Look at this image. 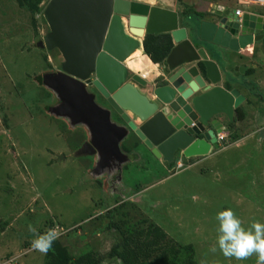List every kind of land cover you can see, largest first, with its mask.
I'll return each mask as SVG.
<instances>
[{
    "label": "rangeland",
    "instance_id": "374dc122",
    "mask_svg": "<svg viewBox=\"0 0 264 264\" xmlns=\"http://www.w3.org/2000/svg\"><path fill=\"white\" fill-rule=\"evenodd\" d=\"M231 2L230 7L242 10L264 9L259 4ZM42 14L33 16L17 0H0V185L14 189L4 202L0 187V264L9 254L18 256L21 264H44L46 255L26 244L34 238L29 225L41 233L49 218L75 255L97 247L108 251L111 236L101 234L99 244L92 235L98 221L90 217L99 210L94 203L103 190L138 204L152 217L171 219L182 238L195 242L200 264H256L255 254L237 261L225 258L218 247L216 252L210 249L216 246L215 216L225 208H231L246 228L253 221L264 223V131L226 150L195 156L181 168L163 166L132 132L123 140L118 156L105 154L110 156L108 161L102 160L99 150L93 159L78 156L91 132L84 124L76 125L55 113L58 95L36 79L64 61L55 47L36 45L49 30ZM136 56L141 57V52ZM134 60L133 68L128 67L131 77L139 73L136 62L149 68L147 55ZM148 79L141 88L149 89L152 81ZM87 90L96 96L94 90ZM114 117L113 121L123 122ZM75 226L80 229L71 230ZM166 229L174 231L170 226Z\"/></svg>",
    "mask_w": 264,
    "mask_h": 264
},
{
    "label": "water",
    "instance_id": "95a60500",
    "mask_svg": "<svg viewBox=\"0 0 264 264\" xmlns=\"http://www.w3.org/2000/svg\"><path fill=\"white\" fill-rule=\"evenodd\" d=\"M174 5V0L48 2L44 17L49 32L38 44L57 48L64 61L60 71L44 74V83L60 99L54 112L91 132L77 155L99 150L102 160L108 161L110 154L121 153L129 132L167 162L179 151L186 157L206 156L219 147L216 132L221 127L215 117H231L245 97L233 87L234 78L228 77L229 88L223 85L226 73L213 56L228 60L232 51L254 45L264 35V16L246 12L239 18L235 10L219 6L194 23L191 32L199 43H193ZM160 33H170L174 40L166 59L170 76L162 84L153 83L148 94L138 84L147 81L131 77L127 63L144 52V36ZM88 86L108 97L110 107L102 108ZM113 110L122 123L112 120ZM97 111L103 115L102 124ZM209 121L216 131L205 130Z\"/></svg>",
    "mask_w": 264,
    "mask_h": 264
},
{
    "label": "trees",
    "instance_id": "16d2710c",
    "mask_svg": "<svg viewBox=\"0 0 264 264\" xmlns=\"http://www.w3.org/2000/svg\"><path fill=\"white\" fill-rule=\"evenodd\" d=\"M17 1L20 5L26 7L33 16L41 12L43 13L46 4L49 2V0ZM182 1L179 0V3H183ZM43 2H46V4L42 5ZM191 10L188 7L185 10L182 8L180 15L189 19L193 12ZM193 14L196 15V13ZM197 15L196 18H199L200 16ZM173 47V38L170 33L147 34L145 36V52L155 64L164 63ZM249 72H254V69H250ZM39 75L40 73L36 79H38ZM225 85L228 88L230 87L229 83ZM245 116V110L238 107L237 117L244 118ZM238 137H240V134L235 133V135L229 137V141L235 140ZM78 156L81 157L82 155ZM90 157L93 159L92 156ZM194 158H187L186 161L191 162ZM167 165L172 167L176 165V161L167 163ZM101 183L102 181L99 182V186L103 188ZM0 187L3 188L1 192H4V202H6L8 195L12 196L14 194V189L13 187H5L4 185H0ZM102 194L103 196L99 197L94 203L95 207L98 206L99 210L90 215V217H93V220L98 221V223H95L97 227L92 231V235L96 236L99 244L100 238L98 236H101V234L104 236L110 235L113 240L110 249L106 252H101L97 247L75 255L70 247L71 245L64 243L58 238L54 242L52 250L46 255L44 264H104L105 261L118 264H200L197 258V246L195 242L191 239L185 240L186 238H182L181 232L177 231L180 228L176 227L171 219H161L156 215L152 217L142 212L141 206L128 200H122L118 194H110L104 190ZM135 214H138V217H135ZM54 225L55 221L53 218H49L46 222L47 229L40 232L43 233L53 228ZM168 226L173 227L174 231L169 232L166 229ZM78 229H80V226H75L71 230ZM82 234H84L83 231ZM30 245V243L26 244L28 247ZM10 256L11 254L8 255V257Z\"/></svg>",
    "mask_w": 264,
    "mask_h": 264
},
{
    "label": "crops",
    "instance_id": "0c3cea01",
    "mask_svg": "<svg viewBox=\"0 0 264 264\" xmlns=\"http://www.w3.org/2000/svg\"><path fill=\"white\" fill-rule=\"evenodd\" d=\"M182 2L183 3H179L178 0H174V9L179 11L182 8H184L185 10V8L187 7L190 8V10L192 9L191 11L193 12L191 14V17H188L189 19L185 17L181 18V26L187 27L189 29L190 38L195 37V34L193 35V33L191 32V28L193 27L194 23H197V14H199L197 16L200 17H209V15L215 10V6L219 5L229 9L234 8L230 7L232 4L231 0H183ZM237 7L235 6V8ZM246 10H248V8L243 9V11ZM193 13H196V15ZM251 50L254 51L253 54L249 52ZM231 53H235V55H233L232 57L230 56L228 61H226L228 66H226V63H224V59L223 61L220 57H213L216 58V60L220 64L221 69H223L226 73V76L224 75L223 77V85L225 86V84L227 83L226 80L228 77L234 78L233 87L238 88L241 94L245 97L244 101L238 107H241L245 110L246 116L244 118L237 117L238 107H236L233 108L231 117H228L225 114H219L215 117L217 118V125L220 123L219 127H221V130L219 132H216V142L219 144V147H214L211 150L212 154L216 153L218 150H226L227 148H230L235 144H239V142H242L246 139H253L257 133L264 131V35L260 39H257L254 45H250V48H246L245 50L239 52L232 51ZM144 56L145 55L134 59L141 60ZM245 56L247 57L245 58ZM252 58H254L253 61H250ZM134 59L128 62V67L133 68L132 63H134ZM148 65L149 68L147 69L141 62H136L134 64V66H136L135 71L138 72L139 70L142 73H146L147 78L149 77L148 80L151 82L156 78L158 74H160L162 68L161 65L159 67L158 64L151 62V60ZM232 65L236 66L237 69L233 70L231 68ZM250 68L254 69V72H249ZM149 89L148 87L141 88L143 92L148 94L150 93ZM206 124L210 125L211 128H215L211 121ZM245 129H247L248 131H245ZM235 133L240 134V137L236 138L235 140L229 141V137L231 135H235ZM221 134H225V138L220 139Z\"/></svg>",
    "mask_w": 264,
    "mask_h": 264
},
{
    "label": "clouds",
    "instance_id": "9594fccd",
    "mask_svg": "<svg viewBox=\"0 0 264 264\" xmlns=\"http://www.w3.org/2000/svg\"><path fill=\"white\" fill-rule=\"evenodd\" d=\"M238 1L243 3V4H247V5L256 4V3H251V2L242 1V0H238ZM178 2H179V0H178ZM47 4H46V6H47ZM219 6H215V10ZM261 6L264 7V5H261ZM249 7H253V6H249ZM249 7H248V10H246V11H243L239 7L233 8L232 10H235V13H236L237 9H240L242 11V15L236 14L239 18H241L246 12H249V13H256L257 12V14L264 16V9L263 10L257 9L256 12L255 11L253 12V11L249 10ZM45 8H44V10H45ZM44 10H43V18H44V21L47 23V21L44 17ZM177 11L180 13L179 10H177ZM48 28H49V25H48ZM48 32H49V30L46 32L45 36L47 35ZM258 35H260V34H258ZM41 39H39V41ZM142 39L144 42L145 36ZM39 41L37 42V45L39 47H41L38 44ZM42 48H45V47H42ZM249 52H251L252 54L254 53L253 50H251ZM143 55H147L145 52V49H144V52L141 53V57ZM254 56H255V54H254ZM134 58H138V57L133 56L132 59H134ZM253 59L254 58H252L250 61H253ZM127 68H128V65H127ZM138 72L139 73H134V75H138L139 77L146 79L145 78V77H147L146 73H142L139 70H138ZM47 73H54V71L53 72H47ZM44 74H46V73H43L41 76L40 75L38 76L37 80L40 83H44ZM40 77H41V79H40ZM91 79L94 80V75L91 76ZM122 142H121V144H122ZM145 148L148 149L152 153V151L147 146H145ZM139 151L142 152L141 150H139ZM133 156L135 159H137V156H135V155H133ZM152 156L155 157V155L153 153H152ZM193 157H195V156H192V158ZM200 157H202V156H200ZM187 158H191V157H186L184 154H182L179 151L178 153H176L175 159L173 161H176V166L178 168H181L182 166L184 167L185 165H189V162L186 161ZM159 161L163 166H167V163L173 162V161L167 162L162 157H159ZM185 161L187 164H185ZM215 220L217 221V224H218L216 246H213L210 249V251L216 252L217 247H218L220 253L225 258H229V259L234 258L237 261L245 260L248 257L255 254L257 256L256 264H264V223L259 222V221H253L251 223V225L246 228L244 226L241 218L239 216H237L231 208H225V209L217 212V214L215 216ZM29 231L34 234V238L31 240V245H30L31 248L33 250H35L36 252H39L43 255H47L48 252L50 250H52L54 242L59 238V235H60V233L55 228H50L43 233H38L36 231V229L32 227V225H29ZM18 258H19L18 256L11 255L4 262H6L10 259H14L15 262L18 264L19 263ZM4 262H2V264Z\"/></svg>",
    "mask_w": 264,
    "mask_h": 264
},
{
    "label": "flooded vegetation",
    "instance_id": "af4514ba",
    "mask_svg": "<svg viewBox=\"0 0 264 264\" xmlns=\"http://www.w3.org/2000/svg\"><path fill=\"white\" fill-rule=\"evenodd\" d=\"M211 15V14H210ZM209 15V16H210ZM197 36L198 35H196L194 38H190V36L188 37L193 43H199V41H198V38H197ZM59 53H60V55H61V52L59 51ZM61 59H62V55H61ZM228 61V60H227ZM160 65H161V72H160V74H158L157 76H156V78L151 82V83H149L150 85H149V88H150V86L153 84V83H161L162 84V81L165 79V78H167V77H169L170 76V74H169V72H170V70H169V68H168V65L166 64V61L164 62V63H162V64H159V67H160ZM233 66V65H232ZM231 66V68L233 69V70H235L236 69V66H233L232 67ZM61 70V66L60 67H58V69H56V70H53V68H52V70H49L48 72H53L54 71V73L55 72H57V71H60ZM134 75V74H133ZM146 79V81H147V77H145ZM227 83H228V78H227ZM139 85H141L142 86V84H140V83H138ZM144 85V84H143ZM146 86L148 85V82H147V84H145ZM146 86H143L144 88L146 87ZM225 87H226V85H225ZM88 88H91L92 90H94V92H96V96H95V100H96V102L102 107V108H104L105 109V107L106 106H109V103H108V101H107V98L108 97H105L100 91H99V89L97 88V87H93V86H88ZM98 99H100V100H102L103 102H105L107 105L106 106H102V104L100 103V102H98L97 100ZM57 100V99H56ZM60 100V99H59ZM59 103V102H58ZM113 114H115V119L114 120H121V121H124L123 120V118L121 117V115H119L116 111H114L113 110V113H112V115ZM97 122H98V124H102V122L104 121L103 120V115L101 114V113H99L98 111H97ZM197 124V120L195 121V122H193L192 124H191V126L192 125H196ZM210 129H213V131H215L214 129L215 128H211L210 127V125H207V124H205V130H210ZM133 133V132H132ZM198 136H203V134L201 133L200 135H198ZM85 141L83 142V145H84V143L85 142H87V141H89L88 139H84ZM82 145V146H83ZM139 145L142 147V148H144L145 150H146V148H145V145H144V143L143 142H140L139 143ZM81 146V147H82ZM81 147H80V149H81ZM135 148L136 147H134L133 148V150H135ZM79 149V150H80ZM79 150H77V152L79 151ZM151 153V152H150ZM80 155H85V156H92V157H94V154L92 155V154H89V153H86V154H80ZM96 155V154H95ZM134 155V152L132 151V156ZM151 155H152V153H151ZM131 157V156H130ZM184 158V157H183ZM203 158V157H202ZM185 159V158H184Z\"/></svg>",
    "mask_w": 264,
    "mask_h": 264
},
{
    "label": "built area",
    "instance_id": "2783aa9c",
    "mask_svg": "<svg viewBox=\"0 0 264 264\" xmlns=\"http://www.w3.org/2000/svg\"><path fill=\"white\" fill-rule=\"evenodd\" d=\"M242 1H247V2H251V3L264 5V0H242ZM236 14L237 15H242V11L240 9H237L236 10ZM223 138H225V134H221V138L220 139H223ZM3 264H17V263L15 262L14 259H10V260L4 262Z\"/></svg>",
    "mask_w": 264,
    "mask_h": 264
}]
</instances>
